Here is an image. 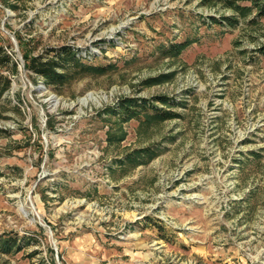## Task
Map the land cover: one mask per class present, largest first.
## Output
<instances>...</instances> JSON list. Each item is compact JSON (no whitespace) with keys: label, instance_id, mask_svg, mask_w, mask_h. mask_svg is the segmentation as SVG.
<instances>
[{"label":"rangeland","instance_id":"1","mask_svg":"<svg viewBox=\"0 0 264 264\" xmlns=\"http://www.w3.org/2000/svg\"><path fill=\"white\" fill-rule=\"evenodd\" d=\"M233 15L203 0H0L18 63L0 97V239L17 247L0 264H264V17L210 24ZM58 46L109 70L47 88L23 54ZM157 96L176 118L112 113Z\"/></svg>","mask_w":264,"mask_h":264},{"label":"trees","instance_id":"2","mask_svg":"<svg viewBox=\"0 0 264 264\" xmlns=\"http://www.w3.org/2000/svg\"><path fill=\"white\" fill-rule=\"evenodd\" d=\"M204 2H212L221 4L225 8L233 12V16L225 17H211L210 24L218 26H236V18H245L249 14H254L251 22L264 17V0H203ZM193 43L192 40H185L180 43H170L166 47L161 48V53L164 57L179 56L185 49ZM259 54L264 56V46L259 49ZM24 69L36 77L42 79V84L47 88L55 90L61 89L69 85L73 80L81 79L87 76H100L108 72L109 68L106 66H94L87 64L81 57L77 56L74 48L69 46L50 47L45 49L38 55L23 54ZM2 69H5L9 74L17 73L16 62L12 60L11 56L0 47V97L9 90L11 80L9 75H4ZM169 106L171 108L177 107L173 101L166 96H157L154 99L143 98H125L119 101L116 109L112 110L113 114H117L123 122H128L132 119L141 120L143 122H157L173 119L177 114L171 110H166L158 107ZM148 154V159L153 157L152 151L148 149L143 151ZM135 152L126 156L125 162H142L139 160ZM143 158V157H142ZM0 250L8 252L14 246L17 247V240L10 238L7 240L0 239Z\"/></svg>","mask_w":264,"mask_h":264},{"label":"built area","instance_id":"3","mask_svg":"<svg viewBox=\"0 0 264 264\" xmlns=\"http://www.w3.org/2000/svg\"><path fill=\"white\" fill-rule=\"evenodd\" d=\"M15 62H16V64H18L17 61H15ZM18 66H19V65H18ZM19 67H20V66H19Z\"/></svg>","mask_w":264,"mask_h":264}]
</instances>
